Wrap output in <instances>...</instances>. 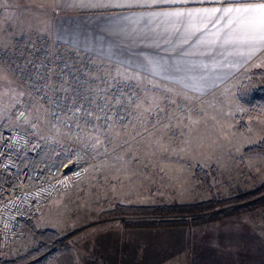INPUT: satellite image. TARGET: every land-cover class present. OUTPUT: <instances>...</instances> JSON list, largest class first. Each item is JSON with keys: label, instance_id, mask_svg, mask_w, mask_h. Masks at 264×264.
Here are the masks:
<instances>
[{"label": "rangeland", "instance_id": "rangeland-1", "mask_svg": "<svg viewBox=\"0 0 264 264\" xmlns=\"http://www.w3.org/2000/svg\"><path fill=\"white\" fill-rule=\"evenodd\" d=\"M40 8L32 0H0V40L3 42L0 46V127L26 132L32 143L39 146L40 152L54 153L57 159L72 152L77 156L84 151L68 135H64L68 128L61 127L57 133L51 126L57 123L55 116L51 115L56 104L32 95L20 80V75L8 65L14 52L26 45L42 50L47 63V76L48 69L54 68L56 74L52 80H66L71 86L68 93L56 92L52 95L49 90L52 100L59 104V111H66L64 106L68 108L72 100L77 103L78 99L83 101L85 95L107 109L109 106L103 97L119 96L122 103L115 114H122L124 119L111 130L115 143L122 147H116L113 152L109 145L107 153L102 147L95 160L92 158L85 177L70 192L52 199L33 220L38 230L57 232L62 238V246H58L54 254H49L51 250L40 258L26 260L24 264L42 260V264H50L52 259L53 264H60L63 259L58 256L59 253H71L80 238L86 239L99 227L102 230L124 228L120 223L122 220H162L149 216H109V211H105H111L115 206L200 203L212 196L226 198L238 195L264 183V156L244 154L245 149L264 142V109L243 108L236 99L182 100L164 94L154 99L143 94L138 99L135 93H115L114 85L106 83L109 77L95 74L91 69L80 66L79 61L74 63L68 52L53 46L39 32L50 27V21L42 18L44 14ZM72 65H75L74 69L70 68ZM21 92L28 95H18ZM77 93L80 95L77 96ZM62 96L65 98L61 99ZM152 100H156L163 111L153 106L151 114H144L143 108ZM137 104L141 105L140 109L135 108ZM20 105L31 108L26 113L27 121L15 120L14 112ZM122 124L127 127L121 128ZM125 140L127 143H124ZM196 168L206 171L216 169L215 175H210L211 191L194 179ZM94 206L103 210L100 213L102 217L96 218V213L89 212ZM110 218L112 224L111 220L108 222ZM233 219L261 225L264 222V207ZM215 225L218 223L212 226ZM182 227L185 228L181 232L185 234L192 231L196 234L201 229V226L191 224L178 228ZM33 245V237L26 231V236L0 253V257L15 260L25 255Z\"/></svg>", "mask_w": 264, "mask_h": 264}, {"label": "crops", "instance_id": "crops-1", "mask_svg": "<svg viewBox=\"0 0 264 264\" xmlns=\"http://www.w3.org/2000/svg\"><path fill=\"white\" fill-rule=\"evenodd\" d=\"M32 1L40 5L42 18L50 21V27L39 32L53 46L68 52L74 63L79 61L80 66L109 77L106 83L114 85L115 93H135L138 99L143 94L151 99L159 94L182 100L236 99V88L249 79L251 72L264 70V50L247 59L229 54L233 52L231 48H198L196 37H192L183 49L172 50L179 35H160L167 25L160 24L159 20L148 22L163 12H195L219 7L221 0H180L131 8L79 7L74 0ZM124 17L144 19L136 24L129 23ZM113 19L121 21L113 26L115 32L104 31L103 24ZM214 31L209 25L199 38L212 40ZM169 38L173 44L165 42ZM3 39L7 41V37ZM109 49L115 55H111ZM182 51L196 54L181 57ZM209 52L210 55L204 54ZM176 59L207 67H198L192 73L166 74L161 71L157 74L148 63V60L163 63ZM92 208L90 213H96V218L102 217L103 210L95 209L98 206ZM109 221L111 223L112 218ZM216 223L218 225L201 226L196 234L193 231L182 233L185 227H108L104 230L99 227L86 239L80 238L71 253H59L58 256L63 259L60 264H264V231H261L264 222L257 225L248 220L228 219ZM53 262L52 259L49 263Z\"/></svg>", "mask_w": 264, "mask_h": 264}, {"label": "snow or ice", "instance_id": "snow-or-ice-1", "mask_svg": "<svg viewBox=\"0 0 264 264\" xmlns=\"http://www.w3.org/2000/svg\"><path fill=\"white\" fill-rule=\"evenodd\" d=\"M180 0H74V3L79 7H91V8H131V7H143L178 3ZM129 23L139 24L143 17L133 20L130 17H124ZM152 20H159L160 24L167 25L160 35L167 33L169 37L179 35L180 39L173 44V41L169 38L165 42L173 44L172 50L183 49L184 45L189 44L192 37H196L198 40V48L203 47H217L231 48L233 52L229 54L239 55L251 59L257 52L264 50V0H221V6L213 7L211 9H203L197 11H183L175 10L169 12H163L149 19V23ZM119 19H113L103 24V30L109 32H115L114 25L120 24ZM209 25L215 29L212 33L214 39L204 40L199 38V34L209 29ZM155 32V29L151 30ZM142 35H146L143 32ZM156 46H159V42H154ZM111 55H115L109 49ZM196 53H189L182 51L181 57L194 55ZM204 54H211L204 53ZM147 59V58H146ZM148 63L152 64V70L159 74L163 71L166 74L170 73H192L199 66L193 64L188 60L176 59L172 62L164 61L153 62L148 60ZM56 74L54 68L48 69L47 81L39 84L33 82L31 84L32 89L35 92L42 90H51V94L56 92L68 93L71 90V86L66 80L60 82H54L52 76ZM35 81L44 80V75L38 70L34 77ZM89 91H91L89 89ZM20 96H26L27 93H18ZM44 95L49 97V102L56 104L59 108L57 101L52 100L49 91H44ZM77 96L80 93L76 94ZM65 97H61L64 99ZM107 102L108 108L106 109L102 105L95 104L94 100H91L85 95L84 100L77 103L76 100H72L67 108V111H63V116L60 115V111H52L51 115L56 117L57 123H52L51 126L56 129L57 133L61 131V127L68 128L69 131L64 135H68L71 140L80 145L85 152H91L96 155L98 151L103 147L105 153L109 152V145H111V151H115L116 147H122L117 145L111 130L116 127L118 121L123 120L124 116L116 115V109L120 108L122 101L119 96L115 97H103ZM85 102L89 106H85ZM17 103H20L17 100ZM75 105V106H73ZM153 106L159 111H163L156 100H152L147 106L143 108L144 114H151ZM15 107V105H13ZM141 105H135L136 109H140ZM31 108L25 105L17 109L19 116L18 119H24L27 121L28 117L26 113L30 112ZM159 122V120H158ZM121 128L127 127V125H120ZM117 136L119 133L116 134ZM127 143V140L124 141ZM76 154V153H74ZM78 155V154H77ZM83 157L78 155V160H82Z\"/></svg>", "mask_w": 264, "mask_h": 264}, {"label": "built area", "instance_id": "built-area-1", "mask_svg": "<svg viewBox=\"0 0 264 264\" xmlns=\"http://www.w3.org/2000/svg\"><path fill=\"white\" fill-rule=\"evenodd\" d=\"M41 52L38 47L26 45L14 52L8 65L20 75V80L32 95L45 101L49 97L44 95V91L49 90L35 92L31 87L33 82L42 84L48 78L47 63ZM38 70L44 75V80H34ZM64 108L67 111V106ZM17 109L14 117L19 121ZM54 111H59L55 105ZM39 153V146L32 143L26 132L0 127V253L20 242L26 236L24 225L33 222L52 199L70 192L85 177L92 158L96 157L80 151L78 155L83 157L82 160L77 162V155L59 170H49L43 163L33 169L21 167L24 156L35 161Z\"/></svg>", "mask_w": 264, "mask_h": 264}, {"label": "trees", "instance_id": "trees-1", "mask_svg": "<svg viewBox=\"0 0 264 264\" xmlns=\"http://www.w3.org/2000/svg\"><path fill=\"white\" fill-rule=\"evenodd\" d=\"M237 103L243 108L264 109V72L253 71L251 77L242 82L236 88ZM80 103V101H79ZM244 154L247 156L262 155L264 156V142H260L256 146L245 149ZM75 156L72 152L69 156H62L57 159L53 154L40 152L35 161H31L27 157L21 160V167L33 169L43 163L49 170H59L64 164L72 160ZM216 169L212 168L206 171L202 168H196L194 171V179L201 182L211 191L209 180L210 175H215ZM260 207H264V183L259 184L256 188L244 191L241 194L231 197L220 198L212 196L208 201L197 202L186 205H162V206H115L113 210L107 214L109 216H117L119 218L130 216H149L157 217L162 220L143 221L140 223L125 222L120 223L124 228H170L181 227L186 225L202 226L214 224L226 219L239 218L240 216L253 212ZM171 218L174 220H166ZM37 219V218H36ZM35 219V220H36ZM34 220V221H35ZM34 221L24 225L25 230L33 237L34 245L25 254L15 260L9 261L0 257V264H24L28 259L40 258L47 252L54 254L56 248L61 245L62 238L57 232L49 230H38ZM54 249V250H53ZM42 260V259H40ZM42 261H35L31 264H42Z\"/></svg>", "mask_w": 264, "mask_h": 264}]
</instances>
